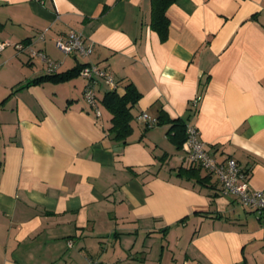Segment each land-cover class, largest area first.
Returning a JSON list of instances; mask_svg holds the SVG:
<instances>
[{
	"label": "crops",
	"instance_id": "crops-1",
	"mask_svg": "<svg viewBox=\"0 0 264 264\" xmlns=\"http://www.w3.org/2000/svg\"><path fill=\"white\" fill-rule=\"evenodd\" d=\"M166 15L161 40L151 0H0V264H146L156 239L151 264H264V214L203 169V183L178 176L190 163L169 126L139 119H186L264 191V0H176ZM70 30L94 45L88 59L55 48ZM31 50L59 73L91 61L119 93L132 83L127 144L108 133L104 81L97 116L79 74L31 83L46 73Z\"/></svg>",
	"mask_w": 264,
	"mask_h": 264
},
{
	"label": "built area",
	"instance_id": "built-area-1",
	"mask_svg": "<svg viewBox=\"0 0 264 264\" xmlns=\"http://www.w3.org/2000/svg\"><path fill=\"white\" fill-rule=\"evenodd\" d=\"M44 33L39 35V39H43ZM55 48L66 55H74L84 59H88L94 45L88 42L85 37L76 30H70L63 37H58L55 40ZM9 45L6 42H0V52ZM18 50H23L22 44H17ZM31 58L37 57L46 67L47 73L58 71L59 64L48 57L43 51L31 50ZM79 75L86 80V85L83 90V98L90 108L95 111L97 116H100L98 106L96 88L99 81H104L109 88L116 86L113 77L102 67L97 64L87 61L80 69ZM194 103L197 99L193 100ZM139 119L147 128L156 125L157 120L146 112H142ZM185 159L203 170L211 173L217 178L220 190L224 195H234L239 202L249 207L259 214H264V191L252 190L249 187L248 175L243 172L235 159L227 158L223 162L217 161L211 156L206 148L205 143L199 137V131L194 125L186 126V140L183 144ZM71 245V243H69Z\"/></svg>",
	"mask_w": 264,
	"mask_h": 264
},
{
	"label": "trees",
	"instance_id": "trees-1",
	"mask_svg": "<svg viewBox=\"0 0 264 264\" xmlns=\"http://www.w3.org/2000/svg\"><path fill=\"white\" fill-rule=\"evenodd\" d=\"M175 1L176 0H151V24L152 28L158 33L161 40H165L167 38L169 20L166 12L169 6ZM85 64L86 63L81 64L78 67L63 73H59L58 71L54 73H47L45 67V75L32 80L31 83H41L45 81L57 83L66 81L79 74L80 69ZM115 84L116 86L114 88H110V90L104 93L101 103L111 114V127L109 128L108 133L111 134L114 139L121 141L122 144H127L128 137L131 135L133 130L132 121L134 117L131 110L141 98V93L132 83H127L125 85V91L123 93H119L118 83L115 82ZM98 99L99 98L97 96V100ZM195 99H197V102H191V111H195L197 109L196 107L201 99V96H198ZM155 119L157 120L155 126H169L167 130V137L169 141L176 147V149L181 150L186 140V126L189 125V123L186 122V119H169L167 115L164 114L163 110L158 112ZM201 170L202 168L199 166H195L194 164L190 163L188 168H179L178 176L185 177L186 179H196V182L203 183L206 177H201L199 175ZM210 175L212 174L208 173V176Z\"/></svg>",
	"mask_w": 264,
	"mask_h": 264
},
{
	"label": "rangeland",
	"instance_id": "rangeland-1",
	"mask_svg": "<svg viewBox=\"0 0 264 264\" xmlns=\"http://www.w3.org/2000/svg\"><path fill=\"white\" fill-rule=\"evenodd\" d=\"M156 247H157V239H156V242L154 244L153 249H151V251L148 253V255H145V263L146 264H151V263H153L155 261L153 259L155 258V254L158 251V249ZM155 263H156V261H155Z\"/></svg>",
	"mask_w": 264,
	"mask_h": 264
}]
</instances>
